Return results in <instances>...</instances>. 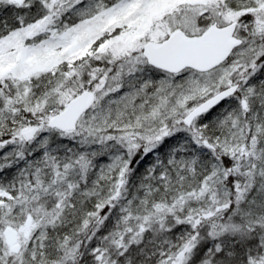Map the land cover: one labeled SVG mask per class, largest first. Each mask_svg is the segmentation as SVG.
Instances as JSON below:
<instances>
[{
	"label": "snow or ice",
	"instance_id": "1",
	"mask_svg": "<svg viewBox=\"0 0 264 264\" xmlns=\"http://www.w3.org/2000/svg\"><path fill=\"white\" fill-rule=\"evenodd\" d=\"M0 264H264V0H0Z\"/></svg>",
	"mask_w": 264,
	"mask_h": 264
}]
</instances>
